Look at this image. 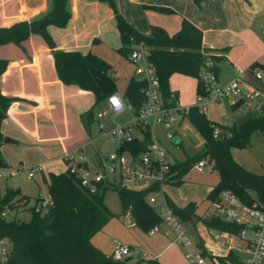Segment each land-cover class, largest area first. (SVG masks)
Wrapping results in <instances>:
<instances>
[{"label":"trees","instance_id":"16d2710c","mask_svg":"<svg viewBox=\"0 0 264 264\" xmlns=\"http://www.w3.org/2000/svg\"><path fill=\"white\" fill-rule=\"evenodd\" d=\"M49 1L51 8L46 14L0 26V44L15 43L24 48L23 42L31 35L41 36L51 50L58 77L65 84L78 85L93 92L95 102L80 114L85 129L90 132L95 122L97 107L104 105L108 97L118 91L116 77L111 65L92 51L65 50L58 46L50 27H67L73 13L70 0ZM98 1L108 4L114 12L122 42L118 51L130 56L134 44H145L149 52L148 60L154 65L161 79L162 95L170 104H175L178 100V92L170 87V79L176 73L197 78L198 95L206 93L199 73L208 50L203 47V30L199 26L184 17L181 28L173 34L158 24H151L150 33L146 34L126 19L116 0ZM194 1L201 5L205 0ZM144 6L173 12L165 6ZM213 59L216 64L222 57L213 54ZM9 63V59L0 58V80ZM257 65L264 68V64H254L255 67ZM143 86L144 82L139 80L134 72L122 93L125 100L136 110L143 106L145 101ZM19 98L4 94L0 87V166L7 165L1 153L5 139L1 125L13 102ZM186 117L204 138L205 147L196 156L173 162L170 172L166 175V182L172 185L182 184L194 165L206 157L219 173L218 182L206 197L209 205L220 198L223 190L230 189L243 202H257L264 209V173L247 169L232 153L235 147H248L255 131H264V113L252 116L240 125L226 126L212 122L200 109L199 104H194L188 107ZM217 125L220 126V134L215 136ZM139 127L143 137L125 143V148L137 155L146 151L153 142L150 126ZM44 180L48 183L52 202L47 203L45 211L38 210L37 204L33 206L31 219L27 222L3 217L2 210L8 203H21L23 200L28 202L30 198L14 188H7L4 192L0 188V236L7 238L12 245L9 264H130L127 258L116 260L92 242V237L102 230L114 215L105 200V191L110 188L119 192L122 215L129 216L134 224L149 231L163 221L157 207L148 201L149 195L158 189V184L137 188L122 182H108L101 184L97 192L91 193L80 185L79 180L69 170L61 173L51 172L49 179ZM168 200L185 224H197L205 219L207 228L230 232H238L241 229L240 224L228 222L220 217L204 213L199 215V204L196 201L191 200L181 206L170 197ZM208 209L209 207L206 208ZM141 261H146L147 264H161L153 258L140 259L137 263Z\"/></svg>","mask_w":264,"mask_h":264},{"label":"crops","instance_id":"0c3cea01","mask_svg":"<svg viewBox=\"0 0 264 264\" xmlns=\"http://www.w3.org/2000/svg\"><path fill=\"white\" fill-rule=\"evenodd\" d=\"M132 1L137 5L144 3L165 6L173 10V14L168 15L154 11L143 12L138 20L123 11L122 14L139 31L148 34L150 25L158 24L173 34L181 28L182 19L186 17L203 30V47L208 52L222 57L215 64L221 83L231 81L239 72L244 71L248 80L264 90V68L259 65L254 66L256 63L264 64V0H205L201 5L196 4L194 0ZM70 7L73 16L68 26L50 27L60 48L92 51L96 38L102 41L116 39L119 41L117 49L121 46L115 16L106 3L98 0H70ZM50 8L49 0H0V26L9 25L20 19L40 17ZM23 45L24 48L15 43L0 44V58L10 60L1 76V90L8 96L20 97L9 109L8 116L1 125V132L5 137L14 140L10 143H17L19 147L21 145L22 150L37 141L45 144L44 148L49 150V155L44 156L45 159L39 158L41 161L38 164L43 167L41 172L43 179H49L51 172L61 173L67 170L62 160L64 154L50 155L49 147H52L50 145L60 147L61 142L88 133L80 119V114L90 108L95 100L92 98L88 101L90 99L88 93L91 91L84 90L78 85L65 84L58 77L51 50L41 36L33 34L23 42ZM257 70L262 71V79L256 78ZM178 74L180 73L172 75L170 87L178 92L179 106L184 109L199 104L197 78L182 74L177 76ZM91 93L94 95L93 92ZM106 105L107 103L104 104V108ZM207 106L208 104L206 111ZM231 106L234 110L242 109V114H239L240 121L234 125H240L246 119L264 113V101L248 102L241 97L231 101ZM184 116L177 121L181 123ZM139 132L138 137L142 138V130ZM152 138H154L153 134ZM175 138L176 143L181 141L178 136ZM1 153L6 166H10L2 149ZM195 165L193 168L199 170ZM213 185L215 184L206 186L207 195ZM167 196L170 197L168 194ZM208 207L210 208V205ZM208 210H205L204 215H208ZM204 221L205 219H202L201 223L194 224V231L205 238L207 227ZM129 246L132 250V246ZM160 247L145 252L132 250L127 259L130 264H136L140 259L155 257L161 264H173L176 257L184 255L180 246L172 239Z\"/></svg>","mask_w":264,"mask_h":264},{"label":"built area","instance_id":"2783aa9c","mask_svg":"<svg viewBox=\"0 0 264 264\" xmlns=\"http://www.w3.org/2000/svg\"><path fill=\"white\" fill-rule=\"evenodd\" d=\"M148 50L143 42L134 44L131 51V60L136 64L137 78L144 82L142 91L145 96L143 106L138 110L128 103L119 91L111 94L106 103V108L96 113L95 120L100 122V128H104L100 119L112 113L114 118L126 111L132 116L135 127L141 131V126H150L162 123L167 128V137L175 139V120L186 115L188 108H181L178 101L170 104L162 95L161 79L154 65L148 60ZM204 65L199 73V78L206 91L199 94L200 109L206 112V103L210 100L225 98H244L248 102L264 101V90L245 77V72H239L235 78L227 83H221L215 70L213 53L206 52ZM257 79L263 78L261 70L255 72ZM110 139L118 144L115 151H111L103 159L104 172L96 170L91 173L83 147L78 146L67 150L63 155L66 169L76 176L80 185L91 193L99 190L100 185L108 182H117V178L132 180L136 183H145V186L158 184L161 191L159 195L150 194L148 201L157 207L163 221L153 226L149 234L154 235L162 231V225L166 224L172 231L173 242L180 246L185 258L190 264H264V209L257 202L247 204L243 202L232 190L225 189L220 193V198L210 205L208 215H214L228 222L241 225L238 232L220 231L208 228L211 234L208 238H195L186 228V224L174 212L168 196L163 188L166 184V175L171 170L172 161L169 159L166 148L158 143L155 138L148 149L140 154H134L125 148V143L131 142L138 135L131 124L115 122V126L106 132ZM220 134L215 129V136ZM124 146L123 150L120 147ZM206 165L205 159L196 163V168L203 171ZM28 170V177H35L43 171L41 164L27 166L19 164L16 167L0 166V180L6 175H13ZM111 176V177H109ZM51 197L39 200L37 209L46 207ZM21 203L12 202L5 205L2 216L10 218L12 210L23 206ZM9 240L0 236V264H9L11 248ZM10 242V241H9ZM11 243V242H10ZM205 252V253H204ZM131 253V247L120 240L115 241L112 256L116 260H124ZM146 256V254H145ZM156 259L155 257H152ZM136 264H147L141 261Z\"/></svg>","mask_w":264,"mask_h":264},{"label":"rangeland","instance_id":"374dc122","mask_svg":"<svg viewBox=\"0 0 264 264\" xmlns=\"http://www.w3.org/2000/svg\"><path fill=\"white\" fill-rule=\"evenodd\" d=\"M116 1L120 12L123 13L124 11L135 20H138L143 12L148 11L159 12L167 15L173 14V12L159 11L152 7H145L144 3L137 5L132 0ZM108 7L111 9L109 5ZM141 18L140 21L142 20ZM118 43L119 41L116 39L112 41H102L99 38H96L94 39L92 52L105 59L111 65V70L116 77L117 89L119 92L124 93L128 80L136 69V64L131 60V56H126L117 50L119 45ZM179 75L180 74L177 76ZM88 96L90 98L88 101H91L92 98L95 100V96L92 95L91 92L88 93ZM234 99L235 98L229 97L220 100L213 99L208 101L206 103L208 104L206 111L207 117L212 122L219 125H234L237 121L239 122L241 118L239 114H242V109L234 110L232 108L231 101ZM105 108L103 104L99 105L97 107V112L102 111ZM100 121L103 123L104 128H100V122L96 120L92 124L90 132L82 133L80 137H72L69 141L65 140L63 143L61 142L62 146L60 147L57 145H50L52 146L49 147V149L51 148L50 155H63L67 150L82 146L91 173H94L96 170L104 172L103 159L106 158V155L109 152L115 151L118 148V144L113 142L106 133L107 130L113 128L115 126V122H117L121 124H131L137 135H140V132L135 127L129 111L117 115L114 120L112 113H110L108 116L100 119ZM219 125H217V129H220ZM151 131L156 141L166 148L169 159L172 162L182 161L189 157L196 156L202 152L205 147L204 138L186 117V115L183 117L181 123L175 120L174 131L176 136L181 139L178 143H176L174 139L167 137V128L162 123L152 125ZM256 132V135H254V133L252 134L251 143L248 147H235L233 148L232 153L234 158L241 162L247 169L258 173H264V131ZM44 146L45 144H41L37 141L35 144H30L29 148L22 150L21 145L19 147L17 143H6L3 141L1 149L6 154L5 157L8 163H10V166L16 167L21 162L27 166L38 164L41 161L39 158H44V156L46 157L49 155V150L47 151ZM56 158L59 159V157ZM204 159L207 161V165L203 172L193 168L186 175L185 181L182 184H166L163 188V191L167 192V194L179 205L186 204L189 200L196 201L199 204L197 210L199 215L203 214L209 205V202L206 199V186L216 184L219 180V173L217 169L213 167V163L206 157ZM117 182H122L125 185L137 188L145 186V183L143 182L136 183L127 179L117 178ZM0 188L3 192L7 188H14L18 190L20 194L27 195L30 198L23 206L12 210L10 213V218L16 219L20 222L29 221L32 216V207L35 206L40 199H47L49 197L48 183L43 179L42 174L37 173L35 177L30 178L28 177V170L4 176L0 180ZM160 193L161 191L159 190H154L152 192L154 195H159ZM105 200L114 215L103 227V229L98 231L92 237L93 244L100 248L104 253L112 255L116 240H120L127 245H131L133 252L138 250L145 252V250L154 251V249H159V247L164 245L165 242L173 238L172 231L168 230L166 224L162 225L161 232L151 235L144 227L134 224L129 216L122 215L120 196L116 189H107L105 191ZM42 210L45 211L46 207L44 206ZM186 228L193 237L196 239L201 238L200 235L194 231V223H186ZM208 230L209 229L207 228L205 238H208L211 235ZM7 243L8 247L12 248L11 243L9 241ZM183 256L176 257L173 264H189L187 262L188 260Z\"/></svg>","mask_w":264,"mask_h":264},{"label":"water","instance_id":"95a60500","mask_svg":"<svg viewBox=\"0 0 264 264\" xmlns=\"http://www.w3.org/2000/svg\"><path fill=\"white\" fill-rule=\"evenodd\" d=\"M257 134V132L255 131L254 132V135H256ZM176 140V138L174 139V141ZM5 141L6 142H13L14 140L12 139V138H10V137H5ZM123 148H124V146H121L120 147V150H123Z\"/></svg>","mask_w":264,"mask_h":264}]
</instances>
